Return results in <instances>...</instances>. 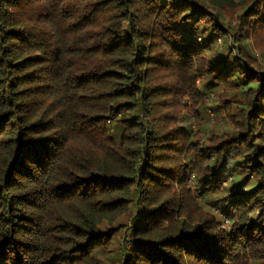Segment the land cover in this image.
Masks as SVG:
<instances>
[{
  "label": "trees",
  "instance_id": "1",
  "mask_svg": "<svg viewBox=\"0 0 264 264\" xmlns=\"http://www.w3.org/2000/svg\"><path fill=\"white\" fill-rule=\"evenodd\" d=\"M248 42L264 0H0V264H264Z\"/></svg>",
  "mask_w": 264,
  "mask_h": 264
},
{
  "label": "rangeland",
  "instance_id": "2",
  "mask_svg": "<svg viewBox=\"0 0 264 264\" xmlns=\"http://www.w3.org/2000/svg\"><path fill=\"white\" fill-rule=\"evenodd\" d=\"M224 21L226 23L229 22L227 17H226V19ZM218 43H219V45L222 44L221 41H219ZM225 43H231V45H232L233 41L230 40L229 38H227ZM247 46H248V49H250V52L253 55H255V57L258 59V61L261 62V63H264L262 55L259 53V51L257 52V50L253 47L251 42H248ZM211 97H212V92L205 94V104H206L207 108L212 105ZM207 115L209 116L208 119H207V122H208V126H207L208 133H211L212 131H222L224 129H228L229 128L227 119L222 113H219L218 115H216V114H213L212 111L207 110ZM192 129H195V125L192 126ZM118 239H119V243H120V247H121L120 251H119V256L123 257V255L121 254V251L123 250V246L126 245L125 240L127 241L128 236L126 235V233L121 231L118 234ZM125 248H127V247H125Z\"/></svg>",
  "mask_w": 264,
  "mask_h": 264
}]
</instances>
